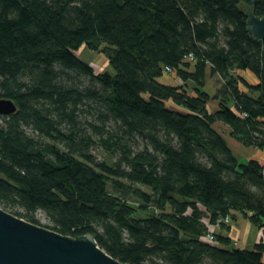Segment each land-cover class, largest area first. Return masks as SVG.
<instances>
[{"label": "trees", "instance_id": "16d2710c", "mask_svg": "<svg viewBox=\"0 0 264 264\" xmlns=\"http://www.w3.org/2000/svg\"><path fill=\"white\" fill-rule=\"evenodd\" d=\"M247 6L264 16V0H0V98L16 105L0 115V207L127 264H264L262 241L228 234L238 217L264 234V163L241 162L215 126L264 150ZM165 67L181 83L159 81Z\"/></svg>", "mask_w": 264, "mask_h": 264}, {"label": "water", "instance_id": "95a60500", "mask_svg": "<svg viewBox=\"0 0 264 264\" xmlns=\"http://www.w3.org/2000/svg\"><path fill=\"white\" fill-rule=\"evenodd\" d=\"M257 0H250L253 4ZM249 34L264 42V16L245 9ZM16 105L0 98V115H10ZM0 264H127L99 247L91 234L67 236L30 223L0 207Z\"/></svg>", "mask_w": 264, "mask_h": 264}, {"label": "rangeland", "instance_id": "374dc122", "mask_svg": "<svg viewBox=\"0 0 264 264\" xmlns=\"http://www.w3.org/2000/svg\"><path fill=\"white\" fill-rule=\"evenodd\" d=\"M78 56L82 59V60H86L89 62V65L93 68V70L95 72H101L103 70H108L110 72H112V68L110 65H108L107 60L105 58V56L103 54H101L100 52H92L89 51L88 49H86V47H81L78 51H77ZM170 77L175 78V76H172L171 74H167ZM176 81V79H172L170 80V82ZM176 84V83H175ZM206 85V83H205ZM212 86L215 87V82L212 80ZM206 88H210L209 85L207 84L205 86ZM213 89L209 90L212 91ZM213 103V101L211 102V104ZM214 108V107H212ZM216 127L221 128L220 126H217L215 124ZM221 131V129H220ZM223 136L225 137L228 146L231 148L232 152L234 153L235 156H240L239 160L241 162H245L247 161V157L243 156V154H245L244 152L240 151V148H238V146H236L235 142L233 141V138L229 135V133L227 131H221ZM92 151H94V154H96L98 159H105L106 161H111V157L109 156V154H106L104 152H102L100 150V147H96L93 146ZM253 156V155H251ZM254 157V156H253ZM250 157V158H253ZM38 216L40 217V224H45L46 223V219L44 218V216H40V214H38ZM203 221L205 223H208V219H203ZM243 219L238 217L236 225L233 226V228L231 229V231L228 233L229 235H234L237 236L239 233H241L242 230V226H243ZM212 229V228H211ZM211 231H213L212 233L215 232H219L221 234H225L226 230L224 228H220L214 227V229H212ZM236 234V235H235ZM262 241L264 243V234H263V229L259 230L257 232V229L251 224V223H247L246 226L244 227L243 230V234L241 237V246H243L246 249H251L253 247L254 243L260 242ZM150 264V263H147Z\"/></svg>", "mask_w": 264, "mask_h": 264}, {"label": "crops", "instance_id": "0c3cea01", "mask_svg": "<svg viewBox=\"0 0 264 264\" xmlns=\"http://www.w3.org/2000/svg\"><path fill=\"white\" fill-rule=\"evenodd\" d=\"M244 72H239V74H242ZM246 75V78L248 77L249 79H253V81L255 80L254 77H251V75H249L248 73H245ZM244 76V75H243ZM172 79H176V81H173V82H170V80ZM159 81L163 82V83H166V84H173L175 85L176 84H179L181 82H179V80L175 77H170L169 75H165V77H162L161 79H159ZM209 85L210 88H206L205 86L206 85ZM206 85L204 86V89L209 93V94H213L215 92V87L212 86V79H210L209 77L206 78ZM213 89L212 91H209ZM210 107H215V101H213V103L211 104L210 103ZM217 126H220L221 128L217 127L219 130L221 129V131H227L230 135V128L229 126H227L226 124H223L221 122H217L216 123ZM233 141L235 142L236 146H238V148H240V151L244 152L245 154H243V156H246L247 158L250 159V157H253V158H257L261 163H264V150L263 151H259L258 149L256 148H253V147H244L242 146L239 142H237L236 140L233 139ZM242 149V150H241ZM253 155V156H251ZM240 156H238L239 158ZM243 228L241 230V233H239L237 236H234V235H230L236 242L237 245H240L242 242H241V237H242V234H243V230H244V227L246 226V221L243 222ZM216 226L218 227V225H214L212 226L211 228L214 229V227L216 228ZM211 229V230H212ZM236 235V234H235Z\"/></svg>", "mask_w": 264, "mask_h": 264}, {"label": "built area", "instance_id": "2783aa9c", "mask_svg": "<svg viewBox=\"0 0 264 264\" xmlns=\"http://www.w3.org/2000/svg\"><path fill=\"white\" fill-rule=\"evenodd\" d=\"M189 58L191 59V56ZM165 72L167 74H171V69L169 67H165ZM263 139H264V135H263ZM224 223L225 224H228L229 223V219L228 218L224 219ZM205 239H206V241L210 242L211 244H217L216 238H215V236H214V234L212 232L208 233L206 235V238Z\"/></svg>", "mask_w": 264, "mask_h": 264}]
</instances>
